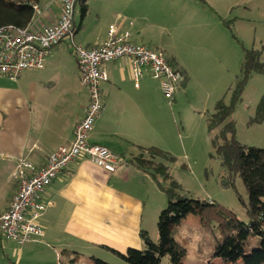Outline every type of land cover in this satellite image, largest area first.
Instances as JSON below:
<instances>
[{"label": "rangeland", "instance_id": "374dc122", "mask_svg": "<svg viewBox=\"0 0 264 264\" xmlns=\"http://www.w3.org/2000/svg\"><path fill=\"white\" fill-rule=\"evenodd\" d=\"M54 1L40 0L38 5L54 6ZM241 1L87 0L84 17L77 5L73 44L66 40L56 46L69 48L67 54L74 60L75 48L97 45L106 38L109 27L116 26L121 32H128L131 41L162 53L185 80L171 104L150 82L159 92L153 102L160 114L161 137L171 132L170 138L173 136L176 143L175 152L169 153L175 163L167 164L159 157L140 153L155 165L163 162L167 171L157 179L149 175L141 176L136 184L129 182L124 193L129 201L139 204L141 215L137 220L128 217V223L121 221L116 228H110L111 223L106 222L90 228L88 237L77 242L81 252L77 264H93V257L109 264H127L114 250L126 252L129 245L136 243L142 249V232L156 240L158 217L168 201L160 186L173 188L180 197L211 200L235 214L241 222H248L245 187L238 175L233 179V188L222 186L225 170L207 131V119L213 114L215 104L220 100L226 105L231 102L241 75L244 49L258 51L259 61L264 63V0ZM65 65L68 68V60ZM79 82L77 88L83 90L85 87ZM262 100L264 75L253 73L246 80L240 101L232 112L238 143L264 149V118L259 119L257 115V106ZM175 229V238L187 243L183 264H228L213 258L212 238L217 231L204 230L198 217L183 215ZM260 242L259 238L251 240L254 246Z\"/></svg>", "mask_w": 264, "mask_h": 264}, {"label": "crops", "instance_id": "0c3cea01", "mask_svg": "<svg viewBox=\"0 0 264 264\" xmlns=\"http://www.w3.org/2000/svg\"><path fill=\"white\" fill-rule=\"evenodd\" d=\"M53 5H38L34 27L47 26L58 18L60 7L56 1ZM68 51L64 46L53 48L41 70L23 72L18 82L0 77V215L17 192L18 166L28 163L36 170L42 168L50 154L72 141L74 126L83 117L88 92L82 85L83 90L77 88L78 64ZM105 70L108 81L101 86L103 110L88 141L119 154L123 165L110 174L85 159L70 164L40 194L39 203L47 205L36 220L41 236L19 245L0 235V264H54L55 260L58 264H77L81 255L77 242L88 237L90 228H97L100 222L116 228L121 221L128 223V217L137 220L141 215L139 204L129 201L124 191L130 181L136 184L141 176H150L133 160L140 149L174 153L176 143L173 136L170 138L171 132L161 137L160 114L153 102L161 93L158 82L144 73L135 84L125 60L109 63ZM129 248L140 246L136 243Z\"/></svg>", "mask_w": 264, "mask_h": 264}, {"label": "built area", "instance_id": "2783aa9c", "mask_svg": "<svg viewBox=\"0 0 264 264\" xmlns=\"http://www.w3.org/2000/svg\"><path fill=\"white\" fill-rule=\"evenodd\" d=\"M60 14L51 24L36 28L0 27V77L15 81L26 71L41 70L53 48L68 40L73 44L75 10L78 0H56ZM35 11L38 6L34 7ZM80 82L88 90L83 117L74 126L73 139L58 147L36 170L28 163L18 166L15 174L18 188L8 209L0 215V235L19 245L41 236L36 220L47 205L39 203L40 194L50 186L70 164L85 159L107 173L114 174L123 165V158L106 147L88 141L95 122L103 110L102 84L108 81L105 66L127 61L132 80L137 84L144 73L159 84L163 98L173 101L184 78L170 66L160 52L131 41L128 32L110 26L103 42L92 48H75Z\"/></svg>", "mask_w": 264, "mask_h": 264}, {"label": "trees", "instance_id": "16d2710c", "mask_svg": "<svg viewBox=\"0 0 264 264\" xmlns=\"http://www.w3.org/2000/svg\"><path fill=\"white\" fill-rule=\"evenodd\" d=\"M86 1L77 2L81 17L87 13ZM39 3L40 0H0V27L29 26L36 12L34 7ZM253 73L264 75V63L259 61L258 51L244 49L240 79L232 92L230 104L226 105L223 100L218 101L213 114L207 119V131L212 146L225 170L222 186L233 188V179L239 176L247 194V205H243L248 222H241L235 214L211 200L205 202L180 197L173 188L160 186L168 201L158 217V238L152 240L142 232V249L129 248L124 253L114 251L122 261L127 264H162L166 260V264H183L187 243L186 240L178 241L175 238V226L180 217L189 213L199 218L204 230L217 231V235L212 238L214 259L228 264H264V149L238 143L232 121V112L240 101L243 86ZM257 115L259 119L264 118V100L257 106ZM140 153L159 157L167 164L175 163V158L156 148L140 149ZM133 163L139 170L156 179L167 171L163 162L155 165L153 160L143 158L142 154ZM256 238L261 242L254 246L251 240ZM93 264L109 263L93 258Z\"/></svg>", "mask_w": 264, "mask_h": 264}]
</instances>
